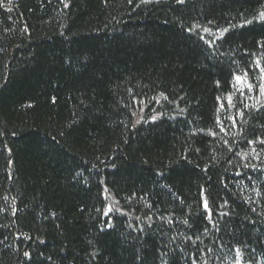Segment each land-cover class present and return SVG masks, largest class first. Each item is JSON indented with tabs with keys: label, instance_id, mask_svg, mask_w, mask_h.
I'll return each mask as SVG.
<instances>
[{
	"label": "trees",
	"instance_id": "trees-1",
	"mask_svg": "<svg viewBox=\"0 0 264 264\" xmlns=\"http://www.w3.org/2000/svg\"><path fill=\"white\" fill-rule=\"evenodd\" d=\"M262 85L264 0H0V264H264Z\"/></svg>",
	"mask_w": 264,
	"mask_h": 264
},
{
	"label": "snow or ice",
	"instance_id": "snow-or-ice-1",
	"mask_svg": "<svg viewBox=\"0 0 264 264\" xmlns=\"http://www.w3.org/2000/svg\"><path fill=\"white\" fill-rule=\"evenodd\" d=\"M178 2H182V0H178ZM206 31H207V29H206ZM225 31H227V29H225ZM258 66H259V65H258ZM245 75H246V74H245ZM235 79L239 82V81H241L243 78L240 77V76H236ZM248 87L251 88L252 85L249 84ZM261 90H262V92H264V85L261 86ZM229 99H230V98H229ZM221 107H223V105H221ZM245 107H247V105H245ZM233 119H234V118H233ZM261 143H264V141H261ZM204 206H205V208H207V201H205ZM25 255H27V253H26Z\"/></svg>",
	"mask_w": 264,
	"mask_h": 264
},
{
	"label": "rangeland",
	"instance_id": "rangeland-1",
	"mask_svg": "<svg viewBox=\"0 0 264 264\" xmlns=\"http://www.w3.org/2000/svg\"><path fill=\"white\" fill-rule=\"evenodd\" d=\"M241 81H239L238 83H240Z\"/></svg>",
	"mask_w": 264,
	"mask_h": 264
}]
</instances>
